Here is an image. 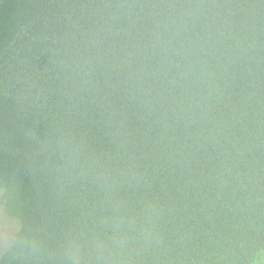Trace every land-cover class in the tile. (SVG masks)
I'll use <instances>...</instances> for the list:
<instances>
[{"label": "trees", "instance_id": "16d2710c", "mask_svg": "<svg viewBox=\"0 0 264 264\" xmlns=\"http://www.w3.org/2000/svg\"><path fill=\"white\" fill-rule=\"evenodd\" d=\"M0 205V264H264V0H0Z\"/></svg>", "mask_w": 264, "mask_h": 264}, {"label": "clouds", "instance_id": "9594fccd", "mask_svg": "<svg viewBox=\"0 0 264 264\" xmlns=\"http://www.w3.org/2000/svg\"><path fill=\"white\" fill-rule=\"evenodd\" d=\"M93 249L86 245V243H76L70 247H67L61 251V258L67 262V264H79V261L88 256ZM8 253L10 261L14 264H41L45 252L42 249V241H38L35 238H21L15 244L8 245ZM43 264H47V261H43Z\"/></svg>", "mask_w": 264, "mask_h": 264}, {"label": "rangeland", "instance_id": "374dc122", "mask_svg": "<svg viewBox=\"0 0 264 264\" xmlns=\"http://www.w3.org/2000/svg\"><path fill=\"white\" fill-rule=\"evenodd\" d=\"M17 229V221L4 215L0 205V252L12 240L13 234Z\"/></svg>", "mask_w": 264, "mask_h": 264}]
</instances>
